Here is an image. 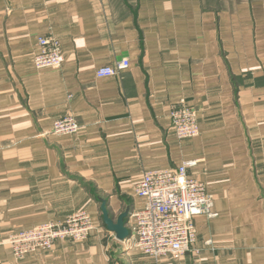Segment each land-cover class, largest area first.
<instances>
[{
    "label": "crops",
    "instance_id": "crops-1",
    "mask_svg": "<svg viewBox=\"0 0 264 264\" xmlns=\"http://www.w3.org/2000/svg\"><path fill=\"white\" fill-rule=\"evenodd\" d=\"M40 38L59 42L61 69L34 67ZM123 59L121 75L96 76ZM182 100L200 134L179 141ZM67 115L79 134L53 135ZM185 162L217 214L195 220L194 251L127 250L101 200L134 214L143 175ZM0 210V264H264V0H0ZM80 211L97 228L88 241L22 260L6 244Z\"/></svg>",
    "mask_w": 264,
    "mask_h": 264
},
{
    "label": "built area",
    "instance_id": "built-area-1",
    "mask_svg": "<svg viewBox=\"0 0 264 264\" xmlns=\"http://www.w3.org/2000/svg\"><path fill=\"white\" fill-rule=\"evenodd\" d=\"M65 62L59 42L54 38H40L33 64L37 70H59ZM130 68L128 59L97 70L96 76L112 78ZM172 128L179 141L196 138L200 134L197 109L182 100L171 112ZM82 127L76 118L67 115L54 122L52 134L73 136ZM197 162H185L176 170L146 172L134 187L142 207L131 215L128 225L130 237L124 242L127 250L138 252L156 262L164 258L179 259L193 252L198 240L195 220L200 216L215 218L213 198L207 186L189 174ZM129 221V222H130ZM1 223V210H0ZM97 228L85 211L77 212L65 222H50L29 231L11 234L6 244L14 257L22 260L39 251H49L58 241L81 243L88 241ZM211 246V241L206 242Z\"/></svg>",
    "mask_w": 264,
    "mask_h": 264
},
{
    "label": "water",
    "instance_id": "water-1",
    "mask_svg": "<svg viewBox=\"0 0 264 264\" xmlns=\"http://www.w3.org/2000/svg\"><path fill=\"white\" fill-rule=\"evenodd\" d=\"M101 212L103 223L107 230L115 234L118 241L125 242L130 237L128 225L132 215L131 211L127 210L121 213L117 218H113L110 216L108 210V202L106 200H101Z\"/></svg>",
    "mask_w": 264,
    "mask_h": 264
}]
</instances>
